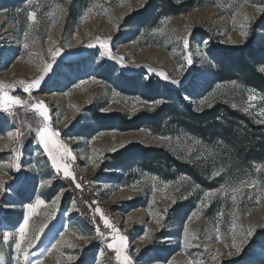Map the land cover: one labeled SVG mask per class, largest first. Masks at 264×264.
I'll return each mask as SVG.
<instances>
[{
    "label": "rangeland",
    "instance_id": "rangeland-1",
    "mask_svg": "<svg viewBox=\"0 0 264 264\" xmlns=\"http://www.w3.org/2000/svg\"><path fill=\"white\" fill-rule=\"evenodd\" d=\"M144 2L6 0L0 5V83L8 96L26 101L0 107V264H119L115 249L108 247L119 243L117 234L105 226L96 207L127 238L123 251L131 264H264V242H253L264 229V162L242 180H223L211 189L183 174L162 176L135 165L117 170L110 155L139 142L193 162L208 181L226 172L213 148L171 126L170 116L159 133L98 130L92 118L96 110L129 116L153 111L165 101L143 98L152 79L182 90L196 110L222 103L264 126V90L238 80L218 81L214 75V48L242 46L250 38L264 47V31L252 36L250 31L264 14V1L214 0L184 15L161 17L153 27L130 26L126 18ZM30 12L36 13L35 22L28 20ZM57 48L60 53L53 58ZM46 63L50 67L40 86L25 92ZM258 70L264 73V63ZM130 78L135 87L128 85ZM249 95L257 99L249 102ZM39 102L48 110L50 131L57 133L53 139L71 152L58 151L59 170L36 136L44 126L32 107ZM64 164L74 178L65 176ZM252 181L254 187H242L244 194L231 199L232 188ZM26 216L29 238L44 225L27 260L16 250ZM192 234L198 239L188 247L185 241Z\"/></svg>",
    "mask_w": 264,
    "mask_h": 264
},
{
    "label": "trees",
    "instance_id": "trees-1",
    "mask_svg": "<svg viewBox=\"0 0 264 264\" xmlns=\"http://www.w3.org/2000/svg\"><path fill=\"white\" fill-rule=\"evenodd\" d=\"M5 3L6 0H1L0 5ZM213 3L214 0H145L143 6L130 14L126 21L136 28L153 27L161 17L184 15L197 7ZM71 6L72 4L69 5L70 12ZM250 31L251 36L258 31H264V14L252 24ZM253 42L250 38L242 46L214 48V75L218 81L238 80L257 90H264V73L258 70L259 65L264 63V47H256ZM134 79H128V85L135 87ZM146 88L148 89L142 94L143 98L150 101L163 98L165 102L151 112L139 111L131 116L118 112L106 114L93 111L95 127L98 130L117 128L121 131L145 128L159 133L164 127L166 116H170L171 126L176 124L181 130L213 148L214 159L220 160L219 165L226 172L219 178L208 181L204 170L193 162L181 161L163 147L147 146L139 142H131L111 154V167L126 171L131 165H135L162 176L183 174L202 188L211 189L223 180H242L243 176L253 171L254 165L264 162L263 125L252 124L246 116L222 103L196 110L193 104L184 100L182 90L168 88L160 81L154 82L151 79ZM186 94L192 99L195 97L191 92ZM258 240L264 242V229L257 232L253 242Z\"/></svg>",
    "mask_w": 264,
    "mask_h": 264
},
{
    "label": "snow or ice",
    "instance_id": "snow-or-ice-1",
    "mask_svg": "<svg viewBox=\"0 0 264 264\" xmlns=\"http://www.w3.org/2000/svg\"><path fill=\"white\" fill-rule=\"evenodd\" d=\"M28 20L35 22L36 13L30 12L28 14ZM241 34L246 35V33H244V32H242ZM177 39H181V38L177 37ZM182 39L184 41L185 48L187 49L188 39H187V37H183ZM89 47H92V45H89ZM59 53H60L59 48H57L55 51H51V55L53 58H55L57 55H59ZM188 62L191 63V59H189ZM49 67H50V65L46 63L41 74L39 76H37L35 79H33L31 82H28L27 86L24 88V91L28 92V91H30L31 88L39 87L41 81L44 79V75L48 72ZM161 74L163 75V73H161ZM165 79H167L166 76H165ZM21 83H24V82H21ZM173 83H176V81H173ZM255 99H257V97L254 95L248 96L249 102H252ZM260 99H264V97H261ZM5 103L22 105V104H25L26 101H22L18 97L8 96L6 91L4 90V85L2 83H0V107H2ZM251 106H252V104L249 103V107H251ZM32 107L36 111V113L40 117L43 118V121H44V126L38 128L36 130V136L39 138L40 143L42 145H44L45 151L48 152L49 158L52 160L53 167H55L59 170L61 168V165L58 163V151L62 150L66 156H71V152L69 151V149L66 145H63V144H61L58 141L53 139L57 135V133L54 131H50V129H49V126H48L49 115H48V110H47L45 104L43 102H39L37 104H34ZM233 107H235V105H233ZM133 110H135V109H133ZM248 110H249L248 107L244 108L245 112H247ZM262 114H264V112H262ZM261 122L264 123V121H261ZM18 138H19V134L17 136V139ZM161 139L167 140L168 138L167 137H161ZM63 171H64V174L66 177L67 176H73V173L69 170V166L67 164L63 165ZM218 174L219 173H217V175ZM73 178H74V176H73ZM255 183H256L255 181H252L251 183H248L247 185H242L241 187L232 188L231 189V192H232L231 199L233 201H235L237 199L238 195L244 194L242 191V187H244V186L254 187ZM76 186L80 187L79 184H77ZM222 194H226V190L223 189V186H222ZM205 195L206 196L215 195V191L211 192V193H205ZM37 203L40 204L43 202L38 200ZM53 203H56V201H53ZM29 207L31 208L33 206L30 205ZM95 212L100 213L101 219L104 221L105 226L112 228L113 232H115L117 234L119 243L118 244H116V243L108 244V247L110 249H113V248L115 249L116 260L119 261V264H131V257L126 255L123 251V249L126 247L125 241L127 238L125 236L119 235L118 229H116L115 226L113 224H111L110 220L103 215L102 210L99 207L95 208ZM28 219L29 218L26 216L25 217V223L20 225L19 234H20L21 240L18 241L16 244L17 252L18 253H24V259L25 260H27L28 248H30L32 246V243L35 240L39 239V233L42 232L43 228H44V225H41L40 228L34 233L33 237L29 238L27 236V229H26ZM232 230H233V246L235 247L236 246V237L238 235V233H236V231H235L236 230L235 217L233 218ZM218 231H219V228H217V232ZM97 233L99 234V229H97ZM185 233L187 236L188 235L187 227H185ZM246 234H247V236H251L253 234L252 229H248ZM240 235H242V233H240ZM217 238H219V237H217ZM3 239L5 242L8 241L9 236L7 233L3 234ZM194 239H198V236L196 234H192L188 239H186V241H185L186 245L188 247H191L192 241ZM25 244L27 245V247H25ZM197 246H199V245H197ZM2 258H3V254L0 253V259H2ZM69 259H71V257ZM17 261L19 262V256L17 257ZM188 264H193V262L189 261Z\"/></svg>",
    "mask_w": 264,
    "mask_h": 264
},
{
    "label": "bare ground",
    "instance_id": "bare-ground-1",
    "mask_svg": "<svg viewBox=\"0 0 264 264\" xmlns=\"http://www.w3.org/2000/svg\"><path fill=\"white\" fill-rule=\"evenodd\" d=\"M5 32H6V30L3 31V33H5ZM73 143H74V142H73Z\"/></svg>",
    "mask_w": 264,
    "mask_h": 264
}]
</instances>
